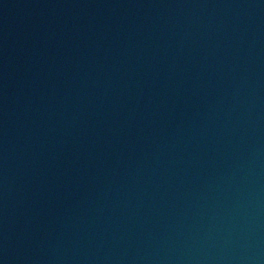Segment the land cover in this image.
I'll return each instance as SVG.
<instances>
[{"label": "water", "instance_id": "1", "mask_svg": "<svg viewBox=\"0 0 264 264\" xmlns=\"http://www.w3.org/2000/svg\"><path fill=\"white\" fill-rule=\"evenodd\" d=\"M0 264H264V0H0Z\"/></svg>", "mask_w": 264, "mask_h": 264}]
</instances>
